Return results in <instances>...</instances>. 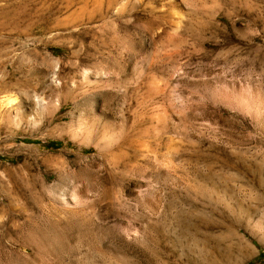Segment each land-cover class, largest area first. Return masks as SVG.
Returning a JSON list of instances; mask_svg holds the SVG:
<instances>
[{
	"label": "rangeland",
	"instance_id": "obj_1",
	"mask_svg": "<svg viewBox=\"0 0 264 264\" xmlns=\"http://www.w3.org/2000/svg\"><path fill=\"white\" fill-rule=\"evenodd\" d=\"M0 264H264V0H0Z\"/></svg>",
	"mask_w": 264,
	"mask_h": 264
}]
</instances>
